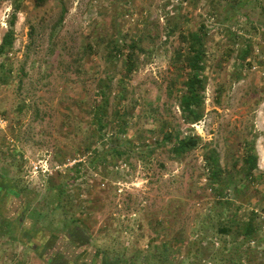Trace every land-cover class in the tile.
<instances>
[{
  "label": "rangeland",
  "instance_id": "1",
  "mask_svg": "<svg viewBox=\"0 0 264 264\" xmlns=\"http://www.w3.org/2000/svg\"><path fill=\"white\" fill-rule=\"evenodd\" d=\"M13 14L0 57V264H264V0H0V42ZM198 28L204 115L187 124L174 59ZM115 39L121 50L141 39L129 75ZM165 132L200 141L174 158ZM229 217L255 219L239 262L218 230Z\"/></svg>",
  "mask_w": 264,
  "mask_h": 264
},
{
  "label": "trees",
  "instance_id": "2",
  "mask_svg": "<svg viewBox=\"0 0 264 264\" xmlns=\"http://www.w3.org/2000/svg\"><path fill=\"white\" fill-rule=\"evenodd\" d=\"M49 0H34V5L36 7L45 4ZM14 14L9 21V28L5 32L0 42V57L6 55L8 50L11 48L13 39H14ZM182 40L185 42L184 48L176 53L174 64L176 68L183 69L185 73V79L183 80V90L181 91L178 97V106L181 112V117L183 121L187 124H193L200 121L204 115V88H205V79L203 75L204 71V59H205V31L203 28H198L195 31H189L186 34L181 35ZM141 39H133L129 44L125 45V49H118L117 39L113 40L114 51H122L125 53L124 60V71L126 75H129L135 65V58L138 54L137 51H141L140 47ZM7 78L6 74L3 76ZM5 81V80H4ZM106 94V92H104ZM105 97L102 103L94 106V117L95 122L98 126L102 123V117L105 113L106 104ZM166 139L170 143V153L174 158H180L185 155L188 151L196 147L199 143V137L193 136H177L174 140L170 132H165V135L162 137V140ZM210 175L209 179L220 184L221 179L219 170H218V158L215 155V152L210 151L207 155ZM247 163L250 164L249 170L246 174L251 172V168L255 164V156L249 154L247 158ZM63 191V188L60 189ZM60 195V191H59ZM255 219L253 217H248L245 220L237 217H229L227 223L221 224L218 228L219 232L225 236H232L233 240H236L234 250L237 253L236 261L239 262L242 255H244L243 248L245 247L244 242L252 240L257 231L255 225ZM238 240V241H237ZM246 248V247H245ZM228 249V247H226ZM172 246L169 245V242L165 241L162 245V250H160L159 259L170 261L172 259ZM132 259H136L135 256ZM131 263V262H130Z\"/></svg>",
  "mask_w": 264,
  "mask_h": 264
},
{
  "label": "built area",
  "instance_id": "3",
  "mask_svg": "<svg viewBox=\"0 0 264 264\" xmlns=\"http://www.w3.org/2000/svg\"><path fill=\"white\" fill-rule=\"evenodd\" d=\"M5 122V120H2V123H4ZM37 166H35V168H36Z\"/></svg>",
  "mask_w": 264,
  "mask_h": 264
}]
</instances>
